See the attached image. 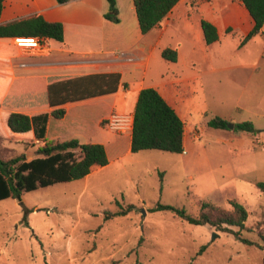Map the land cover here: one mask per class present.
<instances>
[{
  "label": "rangeland",
  "instance_id": "1",
  "mask_svg": "<svg viewBox=\"0 0 264 264\" xmlns=\"http://www.w3.org/2000/svg\"><path fill=\"white\" fill-rule=\"evenodd\" d=\"M224 48L194 101L179 109L183 153L130 152L128 122L110 128L109 115L97 124L101 103H72L64 121L51 117L49 138L101 141L109 162L83 178L24 192L20 206L13 198L0 201V264H264V248L233 233L190 224L171 211H150L159 202L197 215L200 200L227 210L234 200L247 210L248 230L241 236L261 243L264 193L255 183L264 182V37L239 52L228 43ZM165 94L175 100L170 90ZM215 116L228 119L227 128L208 126ZM247 120L254 132L233 129ZM41 144L0 138V158L30 159ZM127 204L135 209L104 220L105 212Z\"/></svg>",
  "mask_w": 264,
  "mask_h": 264
},
{
  "label": "trees",
  "instance_id": "2",
  "mask_svg": "<svg viewBox=\"0 0 264 264\" xmlns=\"http://www.w3.org/2000/svg\"><path fill=\"white\" fill-rule=\"evenodd\" d=\"M70 0H57L59 4ZM178 0H133V5L141 33H146L163 19ZM254 20V26L241 40L244 44L252 36L261 33L264 24V0H239ZM108 10L103 17L111 22H119V12L115 0H107ZM3 0H0V13ZM204 42L208 45L217 40V32L210 22L200 21ZM0 37H39L56 41L63 40V25L49 22L41 16L14 20L0 24ZM13 54L10 45L0 44V59ZM161 56L168 61L176 60V51L165 48ZM120 75L117 72L66 74L48 76H25L14 80L8 71L0 72V138L8 141L42 142L37 146V156L26 159L19 154L9 159L0 158V200L11 197L21 200L24 192L80 179L95 167L108 164L107 148L97 142H80L77 138H49L47 124L50 117L62 119L66 113L63 105L117 91ZM50 108L48 112L29 115L25 111ZM228 119L215 116L207 121L214 128H227ZM234 130L252 133L251 121L234 125ZM184 122L175 109L153 87L139 90L134 105L130 139L127 146L130 152L157 149L171 153H183ZM264 193V182L255 183ZM230 210L221 208L209 201L200 200L199 213L188 214L184 208L157 202L150 211H171L193 225L209 224L226 232L233 233L236 239L264 248V232H259L261 243L241 236L240 230H248L244 222L247 210L237 201H231ZM135 209L127 204L114 212H105L104 220L124 216ZM28 210L25 209V213ZM231 227H237L233 230ZM202 245L198 254L204 249Z\"/></svg>",
  "mask_w": 264,
  "mask_h": 264
},
{
  "label": "crops",
  "instance_id": "3",
  "mask_svg": "<svg viewBox=\"0 0 264 264\" xmlns=\"http://www.w3.org/2000/svg\"><path fill=\"white\" fill-rule=\"evenodd\" d=\"M115 1L119 12L117 23L103 17L108 10L107 0H70L64 4L57 0H3L0 24L41 16L46 21L62 23L63 40L40 38L43 50L35 51L25 46L30 45L29 42L18 45L16 37H0V44L13 49L12 55L0 59V72L8 71L12 80L25 76L117 72L120 84L116 92L66 103L63 107L68 110L72 103H101L104 112L98 115L97 124L111 114H125L132 123L140 89H157L180 116V107L194 101L203 77L216 70L215 64L227 53L224 44H231L232 51L239 52L254 43L256 37H264L263 24L261 33L239 45L254 26L253 18L239 0H178L167 15L144 34L139 29L133 0ZM202 19L214 25L218 36L208 45L203 39ZM165 48L176 51L175 61L161 56ZM116 51L130 53L133 60L115 55ZM157 65L161 66L159 71L155 70ZM165 89L173 93L175 100L166 97ZM48 111L50 108L25 112L33 115ZM59 120L64 121V117ZM97 143L104 145L101 141ZM13 199L17 201L13 204L20 206V202ZM24 209L29 210L26 206Z\"/></svg>",
  "mask_w": 264,
  "mask_h": 264
},
{
  "label": "built area",
  "instance_id": "4",
  "mask_svg": "<svg viewBox=\"0 0 264 264\" xmlns=\"http://www.w3.org/2000/svg\"><path fill=\"white\" fill-rule=\"evenodd\" d=\"M16 42L18 43V45H21L22 42H29L30 45H25L28 46L30 48H32L35 51H41L43 50L41 41L39 37H28V38H24L26 41H23L21 39H23L22 37H16ZM115 55L119 56V57H126V59L128 61H132L133 60V56L125 51H116ZM128 122L129 128L131 129V121L129 119L128 116H124V115H119V114H112L110 115V117L108 118V122L107 124L109 125L110 128H114V129H120L123 126V122Z\"/></svg>",
  "mask_w": 264,
  "mask_h": 264
},
{
  "label": "water",
  "instance_id": "5",
  "mask_svg": "<svg viewBox=\"0 0 264 264\" xmlns=\"http://www.w3.org/2000/svg\"><path fill=\"white\" fill-rule=\"evenodd\" d=\"M229 127H231V124L229 125Z\"/></svg>",
  "mask_w": 264,
  "mask_h": 264
}]
</instances>
